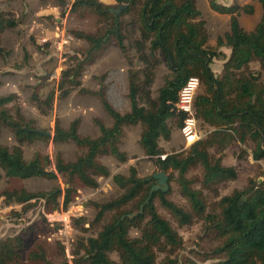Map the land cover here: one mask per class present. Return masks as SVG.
Here are the masks:
<instances>
[{
	"label": "trees",
	"instance_id": "16d2710c",
	"mask_svg": "<svg viewBox=\"0 0 264 264\" xmlns=\"http://www.w3.org/2000/svg\"><path fill=\"white\" fill-rule=\"evenodd\" d=\"M116 1L127 5L118 20L108 11L111 7L99 0L74 2L72 13L89 10L109 24L106 30L96 35L73 32L74 37L85 41L89 48L84 60L71 59L79 61L77 70L71 67L63 73V79L72 82L67 78L79 77L84 67L95 63L99 54L113 42L125 58H129V42L145 65L143 69L129 70L127 98L130 111L121 114L103 94H99L103 109L112 120L111 127L96 119L100 136L92 139L80 135V120L72 122L68 129H63L57 122L51 138L36 133L39 130L33 128V122L27 120L20 109L12 114L6 108L14 102L15 96L0 98V129H9L17 143L13 148L0 146V180L2 172L7 178L21 180L57 181L61 177L69 186L62 203L63 190L59 188L41 193L26 189L7 191L3 194L6 204L27 206L33 201L43 200L46 205H53V211L60 210L62 206L67 209L72 202L76 181L97 189L99 178L112 177L123 193L107 203L93 202L97 212L96 223H100L107 214L113 213V216L96 237L80 242L74 251L78 256L76 264H157L160 252L175 253L181 249L183 239L159 214L155 201L181 226L190 225L195 218L204 221L207 235L214 236L217 242L204 260L215 259L217 264H264V182L250 180L246 188L234 190L221 198L213 212H207L208 204L203 194L209 191L218 195L220 185L238 178L236 168L224 166L223 156L216 157L211 150L222 152L234 142L242 145L251 142L254 145L253 159L264 161V82L261 73L245 72L253 58L261 60L264 70V0H257L263 14L250 32L243 29L239 16L242 13L253 15V6H225L209 0L212 11L230 17L229 32L216 42L218 49L225 47L231 50L230 57L224 58L220 77L214 74L211 64L214 59L223 58L224 54L209 46L210 34L196 0ZM127 15L132 19L124 27L121 17ZM18 25L19 20L14 15L0 11V57L6 55L1 34ZM136 34L138 40L133 43L132 38ZM161 62L171 74L164 80L157 97H152L146 88L153 69ZM128 63L131 67L132 62ZM192 77H197L204 88V92L194 99L195 116L212 131L189 149L167 153L160 146V140L169 142L172 138L170 119L177 118V127L182 128L186 115L177 111L176 104L179 92ZM51 102L50 98L48 104ZM136 126L141 128L139 145L145 156L156 159L157 169L169 177V186L171 181L177 182L189 209L168 199L171 186L168 193L155 192L150 203L146 204L151 188L157 184L152 177L140 178L134 167L128 176H112L110 169L100 163L102 157H112L120 163L128 161L127 153L121 149V139L125 128ZM50 140L55 144L73 143L82 153L74 161H66L58 155L54 168H51L49 157L37 154L31 160L24 158L22 146ZM162 155H167L165 160L161 159ZM199 167L201 178L188 179V173ZM195 183L200 184V189L194 188ZM134 229L140 231L139 238H131L130 232ZM24 248L21 236L1 240L0 264H22ZM42 252L39 248V253L32 252L31 257L47 262ZM112 254H116L119 260H114Z\"/></svg>",
	"mask_w": 264,
	"mask_h": 264
},
{
	"label": "rangeland",
	"instance_id": "374dc122",
	"mask_svg": "<svg viewBox=\"0 0 264 264\" xmlns=\"http://www.w3.org/2000/svg\"><path fill=\"white\" fill-rule=\"evenodd\" d=\"M76 0H0V11L12 14L19 20L15 29L7 30L1 34L2 47L6 55L0 57V98L15 96L16 99L6 106L12 114L20 109L25 118L33 122V128L43 132H50L54 136L57 122L63 129H68L72 122L80 120V135L95 139L100 136V130L95 123L99 119L106 127L112 126V120L104 111L99 94L106 99L107 88L110 90L108 97L120 108L128 101L127 91L124 94L126 82L117 78V75L109 71L111 66L109 60H113L115 68L117 64L129 67L128 61L132 62L129 67L132 70L143 69L145 65L138 59L135 48L129 47L128 56L125 58L119 54L120 50L115 42L111 44L109 55L100 53L95 63L86 65L82 74L70 81H64L63 73L72 69L77 70L78 62L72 60H84L89 45L74 37L73 32L96 35L108 28V22L90 12L80 10L71 12ZM105 1V0H99ZM217 3L232 6L251 5L255 8L253 15L242 13L239 16L241 26L247 32L253 31L258 21L262 18V7L257 0H216ZM202 19L206 22L210 34L209 46L217 53L228 52V48H217V39L223 37L230 30V17L215 14L211 11L209 0H196ZM106 6L119 8L125 3L116 0L106 1ZM103 4V3H102ZM45 8L53 13L36 14V11ZM54 8V9H53ZM53 10V11H52ZM131 16H122L124 27L131 21ZM54 31L59 34L56 35ZM137 35H133L132 42H137ZM47 40L46 43L42 40ZM44 41V40H43ZM40 42V44H39ZM132 44V43H131ZM231 52V50H230ZM124 56V61L122 60ZM109 58V60H108ZM222 60L214 59L211 64L213 72L222 69ZM259 61V63L257 62ZM251 66L247 67L246 73H261L264 82V70L261 60L252 59ZM129 72V71H128ZM170 71L163 62L155 66L149 86L152 97H157L158 90L164 84V80L170 76ZM129 78V73H128ZM117 87V88H116ZM204 92L203 86L199 88L196 95ZM68 93L67 96L64 94ZM52 99L51 104L48 100ZM198 132L201 138H205L212 129L198 120ZM169 125L175 133L174 143L160 140L162 146H168V153L181 152L189 149L187 147L182 131L177 128V118L169 120ZM141 128H125V134L121 139V149L127 153L128 161L120 163L112 157H102L100 163L106 165L112 176L123 174L129 175L134 167L138 176L149 179L155 173L160 172L154 158L145 156L139 145ZM172 141V140H171ZM169 145H168V144ZM172 143V144H170ZM0 146L13 148L17 143L7 128L0 129ZM24 158L31 160L39 154L49 157L54 168L55 159L61 155L66 161H74L82 150L73 143L55 144L53 140L37 141L33 144L22 146ZM254 145L247 142L242 145L238 142L232 143L228 148L219 152L211 150L216 157L223 156V165L235 167L238 178L220 185L217 188L218 195L204 191V197L208 204V211L213 212L219 200L230 195L234 190L246 188L250 180L264 182V161L257 162L253 159ZM2 172V171H1ZM0 180V241L12 236H21L24 241V256L22 264H76L78 256L75 254L82 240L96 237L103 226L109 222L113 213L107 214L100 223L95 222L96 210L94 203H107L119 197L123 191L119 189L110 178H99V188L91 189L82 185L79 181L73 184L74 192L72 202L67 209L53 211V205H46V201H33L30 205L6 204L4 192L26 189L32 193L52 192L57 189L63 190L60 203L64 201L65 190L69 188L60 177L57 181L45 179L21 180L7 178L2 172ZM202 170L199 168L191 170L187 177L195 180L201 178ZM171 193L168 199L180 207L189 209L188 201L182 196L179 185L171 181ZM195 189H200V184H194ZM155 206L159 214L168 220L173 229L183 239L181 249L173 252H160L157 264H217L215 259L204 260V257L217 246L215 237L207 235L204 221L195 218L190 225L181 226L174 220L158 201ZM58 213L61 218L58 221L50 214ZM82 220H85L84 222ZM61 222V223H58ZM131 238H139V230H131ZM42 253L46 261L36 260L31 253ZM111 257L118 261L116 254Z\"/></svg>",
	"mask_w": 264,
	"mask_h": 264
},
{
	"label": "built area",
	"instance_id": "2783aa9c",
	"mask_svg": "<svg viewBox=\"0 0 264 264\" xmlns=\"http://www.w3.org/2000/svg\"><path fill=\"white\" fill-rule=\"evenodd\" d=\"M200 87L201 82L197 77L190 78L186 85L179 92L178 102L176 104L177 111L186 115L181 131L187 147L192 146L202 139L198 132V121L194 111V99ZM160 157L162 160H165L167 155H162ZM50 216H57V218H53L57 221L61 219L58 217V213H54L53 215L50 214Z\"/></svg>",
	"mask_w": 264,
	"mask_h": 264
},
{
	"label": "crops",
	"instance_id": "0c3cea01",
	"mask_svg": "<svg viewBox=\"0 0 264 264\" xmlns=\"http://www.w3.org/2000/svg\"><path fill=\"white\" fill-rule=\"evenodd\" d=\"M106 1H109V0H105V1H101V3H103L104 5L105 4H107L108 5V3H106ZM210 6V5H209ZM199 8V7H198ZM54 9V8H53ZM211 9V8H210ZM53 11V10H52ZM212 11V10H211ZM213 13H215L214 11H212ZM43 13L45 14V13H47V14H49V13H53V12H51L50 10H47V9H45V8H42L41 10H39V11H36V14H38V15H43ZM215 14H217V13H215ZM260 21H258V23H259ZM257 23V24H258ZM256 24V25H257ZM207 26V25H206ZM56 32V33H55ZM229 31H227V33H228ZM5 33V32H4ZM54 33L56 34V35H58L59 33L57 32V31H54ZM137 35V34H136ZM138 38V37H137ZM44 40V41H43ZM42 40V42H44V43H46V41L47 40H45V39H43ZM210 41V40H209ZM39 44H40V42H39ZM111 47L112 46H110L107 50H105V51H103V53H106L107 55H109V52H110V50H111ZM119 51V54H122L121 52H120V50H118ZM221 53H223L224 54V56H223V58H221V59H219V60H222L221 62V66H222V69H219L217 72H215L214 74L217 76V77H220V76H222V72H223V65L225 64V59L224 58H229L230 57V55H231V52H230V49L228 50V52H221ZM125 56V55H124ZM124 56L122 55V60L124 61L125 59H124ZM108 60H109V58H108ZM110 61V64H108L107 66H106V69L108 68V66L110 65L111 66V68H110V72H111V74H114V75H117V78H119L121 81L123 80L124 82H126V86H125V88H124V94L126 93V91H127V93H128V89H129V78H128V71L130 70L129 69V67H128V65L125 63V65H121L120 66V64H117V67L115 68V64H114V61L113 60H109ZM258 63H259V61H257ZM253 63V62H252ZM251 66V65H250ZM212 69V68H211ZM213 71V70H212ZM117 88V87H116ZM110 90H111V88H110ZM108 88H107V93L105 94V96H107L106 97V99L108 100V102L117 110V111H119L121 114H124V113H127V112H129L130 111V108H131V106H130V102H129V100L126 102V104H124V109H122V110H120V108L112 101V99H111V97H108V95H109V91H110ZM103 94V93H102ZM128 99V98H127ZM178 128V127H177ZM178 129H180L181 130V128H178ZM173 130V129H172ZM172 140V141H171ZM171 140L169 141V142H172V143H174V140H175V133L173 134V136H172V138H171ZM168 142V143H169ZM167 143V144H168ZM172 143H170V144H172ZM169 145V144H168ZM160 146L168 153V146H162L161 144H160Z\"/></svg>",
	"mask_w": 264,
	"mask_h": 264
},
{
	"label": "water",
	"instance_id": "95a60500",
	"mask_svg": "<svg viewBox=\"0 0 264 264\" xmlns=\"http://www.w3.org/2000/svg\"><path fill=\"white\" fill-rule=\"evenodd\" d=\"M127 9V5H121L119 8L115 9V8H110L108 11L113 14L116 18V20H118L119 16ZM36 133L38 134H43L44 136H51V133L50 132H42V131H36ZM152 178L157 182L156 185H154L152 188H151V191H150V194H149V197L148 199L146 200V204H149L150 203V200L152 198V195L155 193V192H163V193H168L169 192V189H170V186H169V177L168 175H166V173L160 171V172H157L155 173ZM144 207V205L142 206V208Z\"/></svg>",
	"mask_w": 264,
	"mask_h": 264
}]
</instances>
